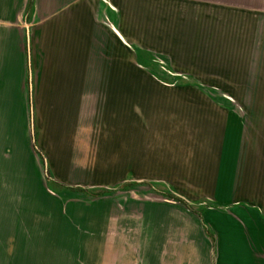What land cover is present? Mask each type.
Here are the masks:
<instances>
[{"label": "rangeland", "instance_id": "obj_1", "mask_svg": "<svg viewBox=\"0 0 264 264\" xmlns=\"http://www.w3.org/2000/svg\"><path fill=\"white\" fill-rule=\"evenodd\" d=\"M125 26L124 82L76 114L0 99V264H149L166 224L263 220L264 0H141Z\"/></svg>", "mask_w": 264, "mask_h": 264}, {"label": "crops", "instance_id": "obj_2", "mask_svg": "<svg viewBox=\"0 0 264 264\" xmlns=\"http://www.w3.org/2000/svg\"><path fill=\"white\" fill-rule=\"evenodd\" d=\"M140 2L0 0V99L19 108L22 100L26 109L36 93L42 105L53 100L58 114H76L91 100L94 83H123L125 19L140 12ZM194 222L195 236L172 241L166 224V237L149 247V264H264V218L260 224L230 218L223 234Z\"/></svg>", "mask_w": 264, "mask_h": 264}]
</instances>
